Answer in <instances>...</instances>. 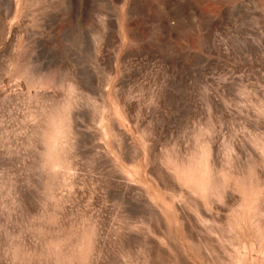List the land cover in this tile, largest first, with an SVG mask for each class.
I'll list each match as a JSON object with an SVG mask.
<instances>
[{"label":"rangeland","instance_id":"374dc122","mask_svg":"<svg viewBox=\"0 0 264 264\" xmlns=\"http://www.w3.org/2000/svg\"><path fill=\"white\" fill-rule=\"evenodd\" d=\"M0 264H264V0H0Z\"/></svg>","mask_w":264,"mask_h":264}]
</instances>
